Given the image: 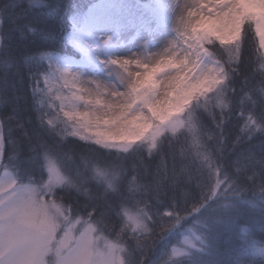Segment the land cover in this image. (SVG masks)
Segmentation results:
<instances>
[{
	"label": "snow or ice",
	"instance_id": "obj_1",
	"mask_svg": "<svg viewBox=\"0 0 264 264\" xmlns=\"http://www.w3.org/2000/svg\"><path fill=\"white\" fill-rule=\"evenodd\" d=\"M60 7L54 0L0 3V57L4 58L0 106H11L13 112L12 116H0V169L16 174L13 193L17 182L28 180L37 185L28 189L26 197H0V264H132L128 257L133 251L139 254L138 264H145L173 227L172 221L181 215H158L149 206L148 196L159 200L168 187H179L185 175L190 177L192 168L205 177L204 183L196 184L200 189L198 206L212 198L218 201L215 208L221 219L208 226L209 234H215L221 224L231 231L240 229V241L232 244L231 264H264V73L258 80L243 76L237 100L242 123L233 124L234 133L226 129L233 116L234 81L242 75L254 37L264 48V0H191L183 6L169 3L168 14L156 19L155 28L142 18L137 22L132 5L112 0L76 4L66 14ZM40 9L48 11L37 27L33 19ZM205 24L209 27H202ZM25 29L50 46L70 45L81 58L73 60L33 51L27 45L17 48L5 44L6 37L9 41L26 38ZM172 29L176 42L163 55L141 56L146 45L138 41L146 38L144 32L148 38H158ZM129 31L135 33V47L122 43ZM216 40L220 45L235 41L228 50V60ZM37 59L49 61V70L52 61L91 72L112 66L123 79L87 80L90 87L81 90L86 96L73 92L71 98L62 97L53 94L49 70H32ZM64 69L63 77L72 76L71 84L81 77ZM55 71L60 72V67ZM22 72L33 83L31 102L25 101L27 108L19 106L24 98L16 89ZM63 87L71 91L66 78ZM42 94H47L48 107L55 108V102L60 101V111L68 99L82 101L89 109L83 113L63 111L65 117L76 120L78 128L74 125L73 135L80 132L81 139H89L83 133L101 126L113 131L105 136L97 131L93 144L83 145L79 155L73 153L67 159L70 143L59 126L45 120ZM217 96L223 98L219 105L213 100ZM29 109L35 114L25 115ZM205 113L214 127H207L202 120ZM13 120L20 130L18 138L13 137L12 127L5 135V121L11 124ZM25 124L33 125L30 131ZM190 139L198 152L200 148L207 150L209 140L215 141L203 163L192 157ZM229 155H233L234 175L225 169ZM55 164L66 173L59 187L51 179ZM96 165L103 167L96 169ZM128 206L136 209L134 219L125 211ZM241 221L248 222L251 230ZM133 223L138 227L129 238L128 227ZM114 237L127 243V249L105 243ZM195 240L204 244L200 236ZM183 244L196 247L188 237ZM182 249L177 253L173 248L172 256H182Z\"/></svg>",
	"mask_w": 264,
	"mask_h": 264
},
{
	"label": "trees",
	"instance_id": "obj_2",
	"mask_svg": "<svg viewBox=\"0 0 264 264\" xmlns=\"http://www.w3.org/2000/svg\"><path fill=\"white\" fill-rule=\"evenodd\" d=\"M2 2L3 0H0V3ZM25 2L27 3V0H25ZM49 2H53V0H49ZM54 2L61 6L59 10L61 11L62 14H66L71 8V6H74L76 4L82 6L90 4V0H54ZM47 11L48 9H40L36 12V17L33 19V23L37 27L41 26L39 23V19L41 16H44ZM25 32H26V38L16 37L13 38L11 41H9V39L6 37L5 44L6 45L11 44V46L17 48L27 45L33 51H47V52L51 51V52H61L67 54L73 53L70 45L64 46L57 44L55 46H50L44 43L40 39L39 35L33 36L27 33L26 29ZM215 44L217 47L221 48L219 43L215 42ZM216 57L218 58V56ZM3 59H4L3 57H0V69L3 68V63H2ZM45 65H46L45 61L40 62L39 59H37L34 62V67L32 70L38 69L39 71L44 72L46 68ZM260 73H264V49L260 47L258 38L254 37L253 45L249 47L246 66L245 67L242 66V75L238 76L234 81L237 91L234 97V102L231 106V111L233 113V116L232 119L229 120L226 125V129H231L233 133L236 131V129L233 128V124L242 123L238 111L237 100L241 96L240 89L243 86V76L249 75L250 77H255L258 80ZM21 75L23 76V79L21 82H19L16 85V89L19 92V95L22 96L24 99L21 100L19 106L22 108H27L28 104H26L25 101L31 102L33 83L30 81L27 75H24L23 72L21 73ZM36 107H39V105H36ZM216 111L219 112V110L217 109ZM32 114L34 115L35 113L31 112L30 109L28 112L25 113V115H32ZM43 114L45 115V120H46L48 113H44L43 111ZM12 115L13 112L11 106H9L7 109L0 106V116H12ZM202 120L207 125V127L209 128L214 127V124H211L210 117L208 116L207 113L202 115ZM33 124H35L34 118H33ZM9 127H12L14 129L12 134L13 137L18 138L20 136V130L15 127V120H13L11 124L5 121L4 123L5 135H7V131ZM25 127L27 130L30 131L33 125L25 124ZM231 139L232 136H229V140ZM66 140H68V138H66ZM69 143H70L69 151L67 153V157L69 160L73 157V153H75L76 155H79L81 153L82 151L81 147L83 145H88L87 142H83L77 139H73L69 141ZM183 143L184 141L182 138L181 145H178L176 149L178 153L182 150ZM215 146H216L215 141L209 140L207 150L205 151L204 148H200L198 152L197 146L193 142H191V139L188 141V147H190L192 150V157H198V164L203 163L205 159H207L211 155ZM184 150L186 151L187 149ZM233 155H229L228 160H226L224 163H225V169L234 175L235 173L232 170V164H231ZM188 163L191 164V157L189 158ZM204 181H205V177L200 176V173L197 172L195 168H192L190 170V177L188 175H185L183 183H181L179 187L176 188L168 187L165 190V192L160 196L159 200L154 199L149 194L148 196L149 206L152 209H154L155 212L160 216L167 215L168 213L175 214L176 212H180L181 215L189 214L193 211V208H199V211H197V213H194V216L196 214L198 218L199 217L203 218L202 224L197 223L195 221L188 222L198 225V228H200L201 231V235L204 238V244H202V246L206 247L204 249L205 258L200 256L199 262L195 264H231L232 244H236L240 241V229L237 228L231 231L227 226L221 224L218 228V231L215 234L212 235L209 234L208 226L216 224L217 220L221 219V217H219L218 215L219 209L215 208V205L218 203L216 198H212L202 207L198 206L200 200V189L196 186V184L204 183ZM138 206L140 208H144L143 204H140ZM127 209H135V208L132 206H128L125 210ZM145 210L146 212L148 211L147 209ZM189 219H192L191 215L189 216ZM185 222H187V220ZM241 225L251 230V225H249L248 222L241 221ZM124 226L128 227V224H125ZM256 230L258 231V229ZM128 231H129V238H131V233L133 231H131L129 227H128ZM171 235L172 233L168 232L164 236L162 241L157 244L155 250L153 251L151 256L147 258V260L149 258H153L154 260H159L161 253L164 250H166V248L169 246L170 243L169 239L172 238Z\"/></svg>",
	"mask_w": 264,
	"mask_h": 264
},
{
	"label": "rangeland",
	"instance_id": "obj_3",
	"mask_svg": "<svg viewBox=\"0 0 264 264\" xmlns=\"http://www.w3.org/2000/svg\"><path fill=\"white\" fill-rule=\"evenodd\" d=\"M101 0H90V4L92 3H100ZM112 2L115 3H123L126 5H132V13L134 18L137 20V22L140 21L142 18L144 21H150L151 27H156V19L158 17H164L168 14L167 5L171 3L173 6L177 4L178 2L183 6L184 4L190 3L191 0H112ZM181 11H183V7L181 8ZM179 15V13H178ZM202 27L208 28L209 25L205 24ZM135 35L133 31H129L127 34H125L122 38V43L126 47H135L137 45L136 41L132 40V37ZM143 35L146 37L143 40H139V45H146V51L141 52V56L146 55L147 53H151L152 55H163V52L170 48L175 42H176V33L174 29L170 30L167 34L159 36V34H156L158 38H148V33L144 32ZM215 42L220 44L219 40H216ZM235 41L229 40L224 45H220L221 49L224 50V57L228 60L229 58V52L228 50L234 45ZM71 47V46H70ZM72 49V48H71ZM264 49V48H263ZM73 53L67 54V53H61V52H52L54 54H59L60 56H69L73 60H79L80 54L78 52H75L74 49H72ZM47 52V51H46ZM51 52V51H49ZM213 59H218L216 56L213 57ZM49 61H45V71L47 72L49 70L48 64ZM53 67L49 70L48 74L50 76L49 79V85L52 87L53 94L54 95H61L67 96L69 98L72 97V93L75 92L76 95H82L84 92L81 90H84V88H77V84H71V81L69 79V76L63 77L64 68H67L70 70L71 68H74L73 64H60L58 65L55 61L51 62ZM57 67H60V72H56L55 69ZM76 67V66H75ZM81 69H84L85 72H90L91 74H94L93 76H90V79H98L100 81H106V82H115L117 80V77L119 79H123L122 74L114 69L112 66L103 67L97 69L95 72H91L83 67L78 66ZM211 67V65H210ZM68 79L71 85V91H69L68 88L63 87V80ZM40 87H44V79L43 76H41L40 79ZM44 98V106L43 111L44 113H48L46 120H51L53 122V125L59 126V129L62 130L63 135L65 138H68L67 141H71L73 139H77L83 142H87L88 144H93L95 141V133L99 131L102 136L110 134L113 130L106 128L105 126H101L99 129L92 128L87 132H84L83 135L89 137V139H81V133L77 132V134L73 135V132L76 130L74 129V125H76V128H78V125L76 124L75 119H69L68 117H65L63 114V111H71V112H81L88 111L89 109L86 108L82 101L79 100H65L64 101V109L63 111H60L59 104L60 101H56L57 107L51 108L48 107V97L47 94H42ZM214 102L219 105L221 102H223V98L221 96H217L213 98ZM217 110H219V107H217ZM111 142V141H110ZM191 142H193L191 140ZM194 143V142H193ZM115 151V149H113ZM68 159V157H67ZM56 172L52 175V182L59 187L63 183V178H65L66 173L63 169L60 168L59 164H55ZM102 165H96V169L102 168ZM7 173V174H6ZM17 180V177L12 172L11 169H0V197L5 198L6 200L9 198H13L17 195L21 197H26L29 195L28 189L29 188H36L37 185L30 184L28 180L23 181V183L17 182L16 192H12L13 183L12 181ZM48 176L47 172H45V182H47ZM52 198L50 197L49 200ZM58 203H62L61 201ZM144 209V208H142ZM145 210V209H144ZM128 214V216H131L133 219L136 216V209H127L125 210ZM199 211V208H195V211H192L189 214H183L180 215V218L178 221H173V227L168 231L172 233L169 243V246L164 250L159 260H154L153 258H149L145 264H195L198 263L200 260V256L205 258L204 249L206 247H203L199 240H195L196 236H200L201 239L204 240L203 236L201 235L200 228H198L197 224L188 223L189 221H195L197 223L202 224L203 218L197 217L196 214L194 216V213H197ZM146 212V210H145ZM191 215L192 219H189V216ZM194 219V220H193ZM187 220V222H185ZM188 223V224H187ZM138 225L132 224L130 228L131 231H134ZM146 231V230H145ZM139 234V233H137ZM71 235V234H70ZM188 238L192 239L194 243L196 244V247L193 248L191 246H186L183 243ZM105 243L109 244H118L120 248L127 249L128 245L127 243H120L118 238H112L111 240L106 241ZM103 247V243H102ZM134 247V246H133ZM184 248V254L182 256H172V250L173 248L176 249L177 253L183 251L182 248ZM118 256L122 257V253H117ZM157 257V256H156ZM171 258V259H170ZM128 259L131 260L132 264H138V261L140 259L139 254L135 251H133L132 255L128 257Z\"/></svg>",
	"mask_w": 264,
	"mask_h": 264
},
{
	"label": "bare ground",
	"instance_id": "obj_4",
	"mask_svg": "<svg viewBox=\"0 0 264 264\" xmlns=\"http://www.w3.org/2000/svg\"><path fill=\"white\" fill-rule=\"evenodd\" d=\"M74 65V64H73ZM76 66V67H75ZM69 71L73 72V73H79L81 75V77H78L76 80V84H77V88H84V89H88L90 86L86 83L87 80H92L90 79V76L94 75L91 74L90 72H85L84 69H81L78 67V65H74V68H71ZM70 81L72 82V76H69ZM103 87V86H102ZM84 95L86 96V93L84 92Z\"/></svg>",
	"mask_w": 264,
	"mask_h": 264
}]
</instances>
